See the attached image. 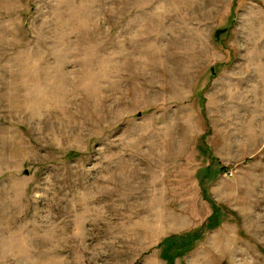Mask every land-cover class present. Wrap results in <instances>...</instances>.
<instances>
[{"label": "rangeland", "instance_id": "obj_1", "mask_svg": "<svg viewBox=\"0 0 264 264\" xmlns=\"http://www.w3.org/2000/svg\"><path fill=\"white\" fill-rule=\"evenodd\" d=\"M167 250L264 264V0H0V264Z\"/></svg>", "mask_w": 264, "mask_h": 264}, {"label": "trees", "instance_id": "obj_2", "mask_svg": "<svg viewBox=\"0 0 264 264\" xmlns=\"http://www.w3.org/2000/svg\"><path fill=\"white\" fill-rule=\"evenodd\" d=\"M217 214V213H216ZM215 214V215H216ZM214 215V216H215ZM213 216V221H215L216 220V218ZM212 220V219H211ZM192 239H194V235L193 234H191V233H187V234H185V235H183V236H180V237H174V238H172V239H168V241H166V242H164V245H166V246H181L182 244V246H185V245H189L190 243H189V241L188 240H192ZM179 242V243H178ZM177 243H178V245H177ZM181 243V244H180ZM182 248V247H181ZM179 254V253H178ZM165 259H167V261H168V264H174V261H175V255L173 256V255H171L170 254V250H167L166 252H165Z\"/></svg>", "mask_w": 264, "mask_h": 264}]
</instances>
